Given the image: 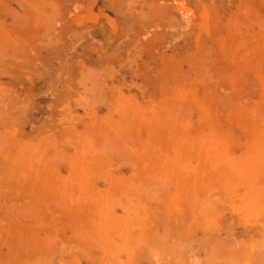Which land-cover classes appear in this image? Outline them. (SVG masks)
<instances>
[{
  "label": "rangeland",
  "instance_id": "374dc122",
  "mask_svg": "<svg viewBox=\"0 0 264 264\" xmlns=\"http://www.w3.org/2000/svg\"><path fill=\"white\" fill-rule=\"evenodd\" d=\"M0 264H264V0H0Z\"/></svg>",
  "mask_w": 264,
  "mask_h": 264
}]
</instances>
